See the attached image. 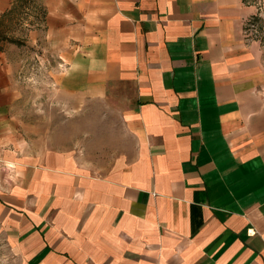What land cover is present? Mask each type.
<instances>
[{
    "label": "crops",
    "instance_id": "0c3cea01",
    "mask_svg": "<svg viewBox=\"0 0 264 264\" xmlns=\"http://www.w3.org/2000/svg\"><path fill=\"white\" fill-rule=\"evenodd\" d=\"M41 2L25 42L47 51L57 100L117 95L130 142L104 169L35 148L16 132L25 61L6 43L0 264H264V48L244 33L256 1Z\"/></svg>",
    "mask_w": 264,
    "mask_h": 264
},
{
    "label": "rangeland",
    "instance_id": "374dc122",
    "mask_svg": "<svg viewBox=\"0 0 264 264\" xmlns=\"http://www.w3.org/2000/svg\"><path fill=\"white\" fill-rule=\"evenodd\" d=\"M42 15L41 0H13L11 10L0 12V49L6 43L7 47L16 45L25 61L18 79L22 97L14 109L19 119L16 132L37 149L69 151L86 166L104 169L130 142L121 103L117 95L88 100L78 108L57 100L45 71L47 51L25 42L28 28L39 27ZM5 245L0 231V257Z\"/></svg>",
    "mask_w": 264,
    "mask_h": 264
},
{
    "label": "built area",
    "instance_id": "2783aa9c",
    "mask_svg": "<svg viewBox=\"0 0 264 264\" xmlns=\"http://www.w3.org/2000/svg\"><path fill=\"white\" fill-rule=\"evenodd\" d=\"M255 1L257 12L245 20L244 33L247 40H258L264 48V1Z\"/></svg>",
    "mask_w": 264,
    "mask_h": 264
},
{
    "label": "trees",
    "instance_id": "16d2710c",
    "mask_svg": "<svg viewBox=\"0 0 264 264\" xmlns=\"http://www.w3.org/2000/svg\"><path fill=\"white\" fill-rule=\"evenodd\" d=\"M44 19H45V11H44V9H43V15H42V20H41V22L44 21Z\"/></svg>",
    "mask_w": 264,
    "mask_h": 264
}]
</instances>
